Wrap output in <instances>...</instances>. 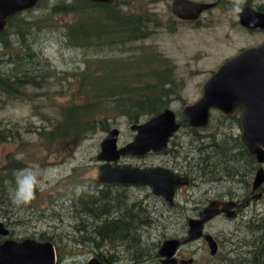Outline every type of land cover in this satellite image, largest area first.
<instances>
[{"label": "rangeland", "instance_id": "1", "mask_svg": "<svg viewBox=\"0 0 264 264\" xmlns=\"http://www.w3.org/2000/svg\"><path fill=\"white\" fill-rule=\"evenodd\" d=\"M230 1L232 2L224 4L222 8L204 13L198 23H189L174 17L173 0H117V3L122 5L127 2L129 7L124 10L129 12L153 14V18L161 25L149 40L129 46L130 52L127 54L69 46L64 31L67 26L78 20L79 17L75 14L56 16L52 20L53 26L25 32V37H28V42L33 45L39 56L27 61L23 58L25 53L17 48L12 51L10 58V61L13 58V63L7 62V58L0 61V70L7 75L17 73L22 77L21 75L26 76L27 73L16 93L8 97L0 92V128L10 132L13 137L8 142H0V169H23L18 172V180L21 183L23 200L26 202L15 201L17 213L16 216L13 215V228L9 227V230H15V239L38 237L41 233L54 236L57 240L55 246L58 264H88L91 258L98 255L111 259L114 263L131 264L133 257L156 254L164 241L175 236L184 237V228L192 209L200 202L232 192H242L230 183L220 185L198 178L191 187L182 188L176 196L175 206H170L164 199L154 196L148 187H115L112 192L128 196L131 202L142 204L144 209L147 207L153 225L143 228V232L139 233V248L131 249L125 242H106L97 249L92 242H81L82 235H87L86 222L75 219L66 208L70 206L72 191L77 189L81 192L95 185L104 187V184L97 182L98 170L103 164L98 156L101 143L109 133L99 132L83 141L67 143L47 142L40 135L42 131L53 128L61 120V107L73 101H80V73L86 68L87 60L113 59L121 55L127 58L150 53L151 50L170 59L176 68L174 74L177 88L172 96L174 101L171 108L181 122L184 108L201 99L203 85L226 61L245 49L264 43V31H250L239 25L240 8L249 0ZM251 2L257 7L262 4V0ZM40 5L30 12L23 13L20 17L21 23L16 25L22 27L25 22L42 19L49 9ZM54 5L53 3L52 6ZM93 15L94 18L98 17V14ZM8 37L18 45L13 31L8 33ZM1 56L3 55L0 51ZM20 56L25 62L15 64L14 61ZM120 67L121 64L116 63L111 69ZM221 118L220 113L213 111L210 126L198 133L208 136L219 129L222 133L241 136L242 129L237 123H232L233 119ZM130 126L126 118H119L112 126V129L120 130L119 147L134 140L135 132ZM194 138L196 137L190 129L181 128L172 139L175 141L170 145V153L122 158L118 164L134 167L162 166L184 171L187 168L180 167H186L189 163L184 159L191 162L198 156L195 151L201 145ZM179 152L181 156L175 158ZM247 212L249 215L264 217V202L257 203L256 209L252 208ZM17 222L19 223L14 224ZM236 224L220 222L216 231L229 232L234 230ZM77 225L78 229L85 232H76L74 226ZM253 226L254 236L264 237V232H261L257 222H254ZM92 231L90 229V232ZM250 233L252 231L248 227H243L234 239L236 242L242 239L251 240L254 236ZM88 236L93 239L90 234ZM262 243L264 244L263 240ZM186 250V247L182 248V252Z\"/></svg>", "mask_w": 264, "mask_h": 264}, {"label": "trees", "instance_id": "2", "mask_svg": "<svg viewBox=\"0 0 264 264\" xmlns=\"http://www.w3.org/2000/svg\"><path fill=\"white\" fill-rule=\"evenodd\" d=\"M39 5L49 9L42 19L25 22L22 27L16 25L21 23L22 14L8 20V29L0 33V51L3 55L0 61L7 58L9 62L12 51L17 48L25 53L23 58L27 61L39 56L33 45L28 42V37H25V32L34 28L38 30L49 28L53 26L52 20L60 15L75 14L79 17L65 28L69 46L109 53H129V46L149 40L161 26L153 18V14L129 12L124 10L129 4L125 2L124 6L118 4L117 0L111 3H95L89 0H42ZM99 12L103 15L101 16ZM93 13L98 14V17L94 18ZM11 31L16 35L18 45L9 39L8 33ZM21 58L20 56L14 63H24L25 60ZM10 62L13 63V58ZM116 63L121 64V67L111 69ZM175 69L170 59L153 50L127 58L121 55L113 59L87 60L86 68L80 73V101H73L61 107L59 109L61 120L53 128L42 131L40 135L47 142H80L99 132L109 133L119 118H126L129 124L134 125L158 116L171 108L174 101L172 96L177 88ZM25 75H21L22 77L17 73L7 75L0 70V92L8 97L16 93L27 73ZM181 123V128L190 129L196 137L195 141L201 145L195 151L198 156L191 160L190 169L207 171L212 182L233 174H241L243 171L247 176L256 172L258 166L255 158L242 146L237 136L219 132V129L208 136H203L198 133L201 130L191 128L184 118ZM237 125L240 126L239 121ZM11 135L0 128V142L10 141L13 138ZM174 141L172 140L171 144ZM170 152L171 147L164 154ZM235 152H239L242 157L237 158L238 154ZM179 156L181 152L175 158ZM184 160L187 162V159ZM237 166L247 169H235ZM20 170L23 169L9 167L0 169V221H5L8 229L13 228L12 219L17 213L15 201L16 192L21 186L18 180ZM115 187L118 186L104 185L103 188H99L95 185L81 192L76 189L71 193L70 206L66 210L71 212L75 219L86 222L88 230L85 229L87 235L83 234L80 238L82 243L92 242L98 249L106 242L110 244L125 242L131 249L139 248L141 241L137 232L153 225L151 213L147 207L144 209L142 204L131 202L128 196L112 192ZM74 228L76 232H85L78 229V225ZM90 229L93 231L90 232ZM10 232L11 238H14L15 230L10 229ZM89 234L93 239L88 236ZM33 238L57 244L54 236H47L45 233ZM3 239L0 237V242ZM258 253L254 261L256 264H264V248L259 249Z\"/></svg>", "mask_w": 264, "mask_h": 264}, {"label": "water", "instance_id": "3", "mask_svg": "<svg viewBox=\"0 0 264 264\" xmlns=\"http://www.w3.org/2000/svg\"><path fill=\"white\" fill-rule=\"evenodd\" d=\"M41 0H0V33L8 28V20L24 11L32 10ZM96 3H111L114 0H89ZM216 4L200 3L191 0H174L173 14L187 21H197L203 13ZM241 25L248 29H264V14L246 8L241 15ZM243 112L240 137L241 143L264 165V44L248 48L223 64L203 85L201 99L183 110V118L193 129L206 130L212 112L225 116ZM182 123L172 108L134 124L130 129L135 132L134 140L119 147L120 130L112 129L101 143L98 156L103 164L99 167L97 182L106 185L148 187L156 197L163 198L173 205L179 190L191 185L188 177L161 166L134 167L118 162L124 157H144L150 153L160 154L168 150L171 140L181 130ZM264 183V169L260 168L255 178V188ZM217 204H212L202 214L200 221H191L192 238L202 235L204 222L219 214ZM195 229V230H194ZM10 230L0 221V236L8 238ZM191 238V240H192ZM207 241L214 249L213 239ZM180 240L165 241L159 251L166 258L164 264L175 262ZM0 264H58V253L54 243L25 238L17 241L7 239L0 243ZM88 264H104L93 257Z\"/></svg>", "mask_w": 264, "mask_h": 264}, {"label": "flooded vegetation", "instance_id": "4", "mask_svg": "<svg viewBox=\"0 0 264 264\" xmlns=\"http://www.w3.org/2000/svg\"><path fill=\"white\" fill-rule=\"evenodd\" d=\"M191 1H195V0H191ZM173 2H174V0H173ZM228 2H232V1H230V0H214V2H211V3L216 4V6L214 8L209 9L205 13L210 12V11L217 9V8H222L224 4L225 5L229 4ZM39 3H38V5H39ZM253 3L254 2H251V0H249L247 3H245V5H242V7L240 8L239 25L242 28L250 30V31H264V29H262V28L248 29V28L243 27L240 23L241 15L246 8H250V9L255 10L256 12L264 14V0H262V4H260L258 7L256 5H254ZM225 7L228 8L229 5H228V7L227 6H225ZM28 11H31V10H28ZM28 11H24L20 14L26 13ZM172 13H173V3H172ZM203 15H204V13L202 14V16ZM202 16L200 17V19L202 18ZM174 17L181 22L198 23L200 21V19H198L197 21L181 20V19L177 18L175 15H174ZM8 24H9V22H8ZM251 48H253V47H251ZM220 115L222 116L221 119H224V120L233 119L234 121L232 123H237L239 121L240 127H241L242 115H243V112L241 110H237L235 112V114H233L231 116H225V115H222L221 113H220ZM211 118H212V116H211ZM237 137L240 141L241 136H237ZM240 143H241V141H240ZM170 145H171V142L169 144V148H170ZM242 146L247 150V148L243 144H242ZM164 153L155 154V155H161ZM235 153L238 154V155H236L237 158L242 157L241 154L239 155V152H235ZM248 153L251 156H253L249 151H248ZM151 154H154V153H150L148 155H151ZM187 156H189V155H187ZM253 157L255 158L256 165L258 167L256 168L257 169L256 172H254L252 175L250 174V176H247L245 171H243L241 174H237V175L233 174L232 176H227L226 178L223 177V178L219 179L218 181H216V183H219L220 185H225L227 183H230L234 186H237V189L242 190V192H232V193H229L228 195H221V196H217L215 198L205 199L204 201L197 204V206H195V208L192 209V213H191L190 217L188 218L187 223H186L185 228H184V230H185L184 237L175 236V237L171 238L172 240H180L183 243L179 247L176 255L174 256L176 261L171 262L170 264H256V262L254 261L256 258L255 256L257 255L259 249L264 248V244L262 243V240L264 241V237L257 238L254 236L253 223L257 222L259 228L261 229V232H264V217H259L256 214L249 215L247 210H250L252 208L256 209L257 203L262 202V201L264 202V183L260 187L255 188L256 174L260 168L264 169V165H259L257 158L255 156H253ZM124 158H127V157H124ZM187 162H189V163L186 167L184 165H182V167H180V169L187 168V169H184V171H182V170L181 171H179V170L175 171L171 168H168V169L176 172L177 174H180L183 177L190 178L191 185L188 187H191L192 184L195 182V180H197L198 178L210 181L211 177L209 176V174H207V171H197V169H190L192 166V163L189 161V159H187ZM235 169H247V168L246 167L241 168L240 166H237ZM197 173L200 175H197ZM104 185H106V184H104ZM109 186H121V187H123L122 185H109ZM124 187H126L127 189L128 188L131 189L133 187L137 188L138 186H124ZM139 188H142V187H139ZM183 188H186V187H183ZM212 204L218 205L217 207H218V210L220 211L219 214L214 216L210 220L204 222L203 227H202L201 237L197 238L196 240H193L192 232H194L193 231L194 225H192L191 221L192 220L193 221H200L202 218L201 214L208 207H210ZM170 206H175V203L173 205H170ZM248 217H249V219H247ZM220 222L221 223H237V224H236L234 230H231L229 232H226L225 230H217L216 231V229L218 227V223H220ZM243 227H248V229H250L252 231V233H250V234L253 235L254 237H253V239H251V240L249 239L248 241H245L242 239V240H238L236 242L234 238L237 236L238 232H240ZM254 230H255V228H254ZM140 232H143V230L141 229L137 233L139 234ZM207 236H210L213 239L214 243L212 242V245H213L214 249L212 248L210 243L207 241V239H206ZM0 237H2V236H0ZM3 238L4 239L0 243L5 242L7 239H14V238H11V236H9L8 238H5V237H3ZM191 238H192V240H191ZM171 239H168V240H171ZM14 240L20 241L19 239H14ZM21 240H23V239H21ZM183 247H186V249H187L186 252H182ZM160 249H161V247L159 248V250L156 254L146 255V257L139 256V257L135 258L132 256L133 261L131 264H164V261L166 260V258L161 257L159 255ZM258 254H260V253H258ZM95 257L100 259V261L104 264H118V263H114L111 259H106V258L101 257L99 255L95 256ZM115 261H120V260L115 259ZM121 262H123V260Z\"/></svg>", "mask_w": 264, "mask_h": 264}, {"label": "clouds", "instance_id": "5", "mask_svg": "<svg viewBox=\"0 0 264 264\" xmlns=\"http://www.w3.org/2000/svg\"><path fill=\"white\" fill-rule=\"evenodd\" d=\"M33 188L35 189V186H33ZM16 199L17 200H20L21 202H26L23 200V196H22V192H21V189H18L17 192H16Z\"/></svg>", "mask_w": 264, "mask_h": 264}]
</instances>
